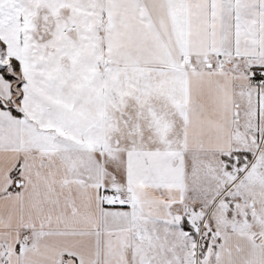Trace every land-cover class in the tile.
<instances>
[{
	"label": "snow or ice",
	"instance_id": "obj_1",
	"mask_svg": "<svg viewBox=\"0 0 264 264\" xmlns=\"http://www.w3.org/2000/svg\"><path fill=\"white\" fill-rule=\"evenodd\" d=\"M0 264H264V0H0Z\"/></svg>",
	"mask_w": 264,
	"mask_h": 264
}]
</instances>
